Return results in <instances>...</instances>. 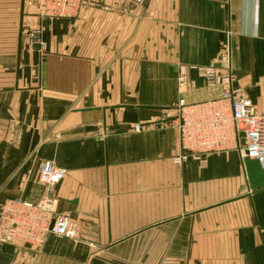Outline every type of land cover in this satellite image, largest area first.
I'll return each instance as SVG.
<instances>
[{"label": "crops", "instance_id": "obj_1", "mask_svg": "<svg viewBox=\"0 0 264 264\" xmlns=\"http://www.w3.org/2000/svg\"><path fill=\"white\" fill-rule=\"evenodd\" d=\"M227 45L234 88L264 111V0H85L53 20L0 0V209L38 200L50 162L67 170L56 212L78 226L75 240L2 244L0 264H264V189L237 152L175 164L177 130L151 126L180 97L178 67ZM187 73L188 102L218 96Z\"/></svg>", "mask_w": 264, "mask_h": 264}, {"label": "built area", "instance_id": "obj_2", "mask_svg": "<svg viewBox=\"0 0 264 264\" xmlns=\"http://www.w3.org/2000/svg\"><path fill=\"white\" fill-rule=\"evenodd\" d=\"M39 18L53 20L75 15L85 0H32ZM142 4L143 0H134ZM30 30V25L26 26ZM40 29L26 35L37 44L39 52L46 50L40 40ZM194 71L204 86L219 90L218 96L199 102H188L186 92L195 89L188 77ZM231 52L227 45L222 54L204 67H178L176 77L178 101L161 109L153 128L165 126L177 130L180 155L173 159L183 164L189 159L205 163L208 155L227 151L237 152L241 163L244 158L256 160L264 170V111L234 88ZM147 126L133 125L131 131L139 132ZM67 174L64 168L50 162L40 164L37 182L43 187L42 196L35 202L22 199L6 201L0 209V245L26 244L41 247L47 235L75 240L78 226L67 215L56 212L58 197L56 187Z\"/></svg>", "mask_w": 264, "mask_h": 264}, {"label": "water", "instance_id": "obj_3", "mask_svg": "<svg viewBox=\"0 0 264 264\" xmlns=\"http://www.w3.org/2000/svg\"><path fill=\"white\" fill-rule=\"evenodd\" d=\"M243 168L249 189H264V170L260 168L259 163L246 157L243 160Z\"/></svg>", "mask_w": 264, "mask_h": 264}]
</instances>
